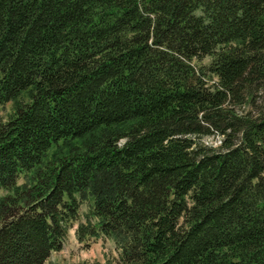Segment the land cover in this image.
I'll return each instance as SVG.
<instances>
[{"label": "trees", "instance_id": "trees-1", "mask_svg": "<svg viewBox=\"0 0 264 264\" xmlns=\"http://www.w3.org/2000/svg\"><path fill=\"white\" fill-rule=\"evenodd\" d=\"M9 102L0 264H264V0H0Z\"/></svg>", "mask_w": 264, "mask_h": 264}, {"label": "rangeland", "instance_id": "rangeland-1", "mask_svg": "<svg viewBox=\"0 0 264 264\" xmlns=\"http://www.w3.org/2000/svg\"><path fill=\"white\" fill-rule=\"evenodd\" d=\"M205 58L203 63H207ZM12 110V104L7 103L0 112V119H6L8 113ZM204 143L215 146L217 139L204 140ZM89 204L84 203L81 206L80 214L84 216L89 211ZM75 226L68 233L67 239L59 252L50 255L44 264H121L118 252L111 240L108 238H99L92 241L89 246L80 244L75 236Z\"/></svg>", "mask_w": 264, "mask_h": 264}]
</instances>
